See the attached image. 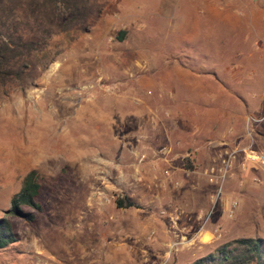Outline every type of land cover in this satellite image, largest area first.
<instances>
[{"label":"rangeland","instance_id":"1","mask_svg":"<svg viewBox=\"0 0 264 264\" xmlns=\"http://www.w3.org/2000/svg\"><path fill=\"white\" fill-rule=\"evenodd\" d=\"M202 1L92 0L0 89V218L30 171L40 206L23 208L32 222L7 216L16 242L0 264H191L264 244V58L225 84L218 68L239 59L211 39L204 56ZM240 1L264 52V0Z\"/></svg>","mask_w":264,"mask_h":264},{"label":"trees","instance_id":"2","mask_svg":"<svg viewBox=\"0 0 264 264\" xmlns=\"http://www.w3.org/2000/svg\"><path fill=\"white\" fill-rule=\"evenodd\" d=\"M91 4L92 0H0V89L17 87L32 64L33 54L42 50L45 40L84 18ZM120 34L118 40L123 32ZM38 192L35 174L30 171L10 198L6 217L0 218V249L16 242L7 216L32 222L34 215L23 208L40 211ZM115 205L122 207L121 201ZM124 205L133 207L129 201ZM191 264H264V244L259 239H237Z\"/></svg>","mask_w":264,"mask_h":264},{"label":"crops","instance_id":"3","mask_svg":"<svg viewBox=\"0 0 264 264\" xmlns=\"http://www.w3.org/2000/svg\"><path fill=\"white\" fill-rule=\"evenodd\" d=\"M251 1L253 2V0ZM240 2L238 3L237 0H213L212 2L202 1L201 5L203 7L204 14H206L207 17V23L213 24L206 30L205 37L203 38L205 46L203 47L202 52L204 53V56L205 54H209L207 52L208 45L205 42L211 39L213 42L212 49L217 50V52H227V58L225 57L223 60L228 59V56L229 58L233 57L239 59L237 65L240 67L235 72L230 73L226 70L221 72L220 68H218L219 70L217 71L220 72L218 74H222L221 78L225 84L229 85V79H231L233 84H241L242 87V74L244 71H247L245 74H247V76L250 75L251 72H249V70L251 71V60L254 59V56L255 58H264V52L250 50L254 45H257L255 37L258 39V36H256L257 32L254 28V18L256 19V17H254V14L250 10L252 9L251 6L255 5H249L248 3H245V1ZM222 25L227 28V35L222 33ZM213 27L214 32L212 34L210 31ZM236 30H239V36H234L233 33L236 32ZM219 64L222 65L223 62L220 61ZM243 69L245 70L243 71ZM177 73L182 77H185L186 74H192V72L187 69H182V72L181 70H177ZM244 81L247 82L246 78H244ZM216 82L219 86L220 83H222L218 80ZM175 85L176 88L185 90H204L205 86L206 88L208 87L207 82L206 85L199 82L189 84L186 81L183 82L181 77L176 78Z\"/></svg>","mask_w":264,"mask_h":264}]
</instances>
